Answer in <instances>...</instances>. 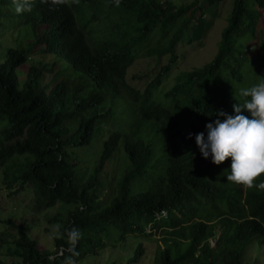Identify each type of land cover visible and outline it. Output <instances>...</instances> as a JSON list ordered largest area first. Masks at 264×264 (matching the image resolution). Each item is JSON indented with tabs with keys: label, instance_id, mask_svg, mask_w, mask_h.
I'll return each instance as SVG.
<instances>
[{
	"label": "trees",
	"instance_id": "16d2710c",
	"mask_svg": "<svg viewBox=\"0 0 264 264\" xmlns=\"http://www.w3.org/2000/svg\"><path fill=\"white\" fill-rule=\"evenodd\" d=\"M218 1L121 0L117 7L110 0H31V11L16 14L13 0H0V25L40 31L27 47L9 48L0 64V122H8L0 129L3 185L13 194L32 187L37 208L58 207L51 224L80 230L77 264L111 248L112 229L119 234L112 248L138 240L126 264H244L252 241L264 247V190L226 181L230 158L214 165L194 140L218 112L233 114L243 102L240 89L264 79V0H233L212 61L158 93L179 48L203 44L212 26L206 6ZM141 49L158 65L167 62L134 75L143 82L138 89L128 76ZM47 54L48 63L34 59ZM29 62L21 85L18 69ZM118 157L123 165L112 188L106 176ZM6 222L17 235L9 252L21 264H61L68 255L65 240L41 251L23 224ZM160 230L149 254L145 243Z\"/></svg>",
	"mask_w": 264,
	"mask_h": 264
},
{
	"label": "rangeland",
	"instance_id": "374dc122",
	"mask_svg": "<svg viewBox=\"0 0 264 264\" xmlns=\"http://www.w3.org/2000/svg\"><path fill=\"white\" fill-rule=\"evenodd\" d=\"M193 0H173L177 5L191 3ZM233 6V0H221L212 7L206 6V21H210L211 31L203 40L202 45L186 46L182 45L181 49L178 50L179 59L174 66L171 74L167 76L162 83V87L158 91L164 95L171 87L175 85V79L182 72L190 71L195 68L204 66L205 64L212 61L214 56L217 53L218 43L221 39V33L224 28L227 27L228 17L231 13ZM105 9V8H104ZM262 18L260 21L261 28L264 29V11H262ZM102 32L105 31L103 26H100ZM102 32H99L98 35H102ZM39 29L34 33L32 29L28 27L16 29L12 22L9 20L5 23L3 22L0 25V64L5 61V56L9 48H15L17 46L27 47V43L32 41H37L40 39ZM157 43V40L152 41L151 47ZM149 45H146L145 48H149ZM139 60L135 66L129 69L130 73L128 76V82L130 85H134L138 89H141L143 86L142 81H133L132 77L134 75H141V73L146 74L150 73L154 69H158L161 65L166 64L167 58L164 57L160 64L158 65L157 61L144 56L146 52L144 49L138 51ZM34 59L39 61L43 60L45 63H48L52 60V56L47 55H37L34 56ZM32 62H29L24 67L18 69V75L20 79V84L22 85L24 81V76L27 68L31 65ZM161 101L165 102L162 98ZM133 111L125 113L126 123L131 121V114ZM4 126H8L6 120H1L0 129ZM2 134L0 131V139ZM100 143L94 145L86 155H82L86 160L93 161L94 157L97 155V151L100 148ZM123 161L120 157L116 158L115 161L110 166V170L107 174V181L110 182L111 187H114L115 182L118 179V172L120 167H122ZM3 170H0V238L8 234L10 236L6 239V242H0V261L2 264H21L17 256L11 255L9 250L12 249L13 253L16 252V247L13 244L14 238L17 237L16 230H13L12 225L6 221H14L17 225L23 224L24 227L28 230V234L31 238H34L38 241L39 249L43 250H56L53 242H49L46 239L47 233L51 230V224L49 219H52L58 212V207L42 209L37 208L33 189L30 186H26L23 191L18 194H13L7 190L3 185ZM16 188H18L16 186ZM119 234L116 233L113 229L110 237V246L109 249L101 252L98 256H91L85 261L78 264H126L127 260L132 257V253L137 248L138 240L134 238H129L127 244L123 241L117 244V247H114L115 240L118 238ZM163 238V231H157L153 236L152 240H149L145 243L146 250L149 254H152L157 244ZM151 241V242H150ZM125 246V247H124ZM212 247H215V242H212ZM244 264H264V247L260 246L259 241H252L250 247L245 255Z\"/></svg>",
	"mask_w": 264,
	"mask_h": 264
},
{
	"label": "clouds",
	"instance_id": "9594fccd",
	"mask_svg": "<svg viewBox=\"0 0 264 264\" xmlns=\"http://www.w3.org/2000/svg\"><path fill=\"white\" fill-rule=\"evenodd\" d=\"M53 3H62L63 0H52ZM114 6H119L121 0H110ZM16 14L31 11V0H13ZM242 103H236L233 114L223 111L217 113V118L205 125L203 132L194 137L195 145L202 158L211 159L214 165L222 164L230 158V167L226 181L247 188L264 190V179L257 178L264 174V79L250 87L239 90ZM242 109L248 115L242 114ZM222 118V119H221ZM192 134L189 133V138ZM81 232L76 227L62 230L60 224L51 226L46 239L54 242L57 239L66 241L64 256L61 264H77L79 252L76 245L81 239ZM54 261V256L48 257Z\"/></svg>",
	"mask_w": 264,
	"mask_h": 264
},
{
	"label": "built area",
	"instance_id": "2783aa9c",
	"mask_svg": "<svg viewBox=\"0 0 264 264\" xmlns=\"http://www.w3.org/2000/svg\"><path fill=\"white\" fill-rule=\"evenodd\" d=\"M161 216L162 217H166L167 216V213L163 211L162 214H161Z\"/></svg>",
	"mask_w": 264,
	"mask_h": 264
}]
</instances>
